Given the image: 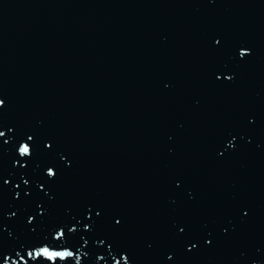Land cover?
Instances as JSON below:
<instances>
[{
  "label": "water",
  "instance_id": "water-1",
  "mask_svg": "<svg viewBox=\"0 0 264 264\" xmlns=\"http://www.w3.org/2000/svg\"><path fill=\"white\" fill-rule=\"evenodd\" d=\"M0 102V264H264V0H0Z\"/></svg>",
  "mask_w": 264,
  "mask_h": 264
},
{
  "label": "snow or ice",
  "instance_id": "snow-or-ice-1",
  "mask_svg": "<svg viewBox=\"0 0 264 264\" xmlns=\"http://www.w3.org/2000/svg\"><path fill=\"white\" fill-rule=\"evenodd\" d=\"M218 43V42H217ZM0 103H2V102H0ZM29 139H31V137H29ZM22 151L24 152V153H28L29 152V148L27 147V146H25L23 149H22Z\"/></svg>",
  "mask_w": 264,
  "mask_h": 264
}]
</instances>
